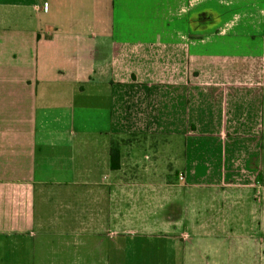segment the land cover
Listing matches in <instances>:
<instances>
[{
    "label": "crops",
    "instance_id": "1",
    "mask_svg": "<svg viewBox=\"0 0 264 264\" xmlns=\"http://www.w3.org/2000/svg\"><path fill=\"white\" fill-rule=\"evenodd\" d=\"M205 2L0 0V264H264V0Z\"/></svg>",
    "mask_w": 264,
    "mask_h": 264
},
{
    "label": "trees",
    "instance_id": "2",
    "mask_svg": "<svg viewBox=\"0 0 264 264\" xmlns=\"http://www.w3.org/2000/svg\"><path fill=\"white\" fill-rule=\"evenodd\" d=\"M120 168V152L118 147L112 146L110 149V169L113 171L119 170Z\"/></svg>",
    "mask_w": 264,
    "mask_h": 264
},
{
    "label": "rangeland",
    "instance_id": "3",
    "mask_svg": "<svg viewBox=\"0 0 264 264\" xmlns=\"http://www.w3.org/2000/svg\"><path fill=\"white\" fill-rule=\"evenodd\" d=\"M205 6L207 8L213 9V6H220V5H219L218 0H214V1L213 0H206ZM263 7H264V5H263ZM234 11H236V10H234Z\"/></svg>",
    "mask_w": 264,
    "mask_h": 264
}]
</instances>
